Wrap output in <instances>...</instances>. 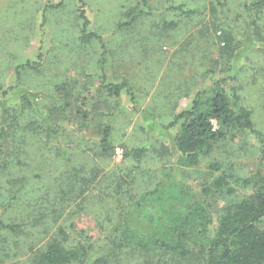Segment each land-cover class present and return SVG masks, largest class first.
I'll use <instances>...</instances> for the list:
<instances>
[{
    "label": "rangeland",
    "instance_id": "374dc122",
    "mask_svg": "<svg viewBox=\"0 0 264 264\" xmlns=\"http://www.w3.org/2000/svg\"><path fill=\"white\" fill-rule=\"evenodd\" d=\"M82 1L89 32L107 48L108 81L129 84L133 99L126 91L118 98L102 91L101 46L82 41L79 0H0V119L7 112L19 117L21 110L23 127L46 114L56 132L41 135L44 151L31 139L23 166L12 159L0 178L4 192L23 178L31 192L24 197L23 188V202L0 209L5 224L22 226L15 234L0 229V247L9 251L3 264H33L36 252L60 238L61 230L71 236L68 247L86 245L94 258L110 264H203L198 252L181 261L135 245L119 248L120 235L112 229L120 214L150 233L174 207L167 193L143 200L148 192L171 179L185 186H172L175 195L207 182L204 171H188L186 183L181 181L175 168L180 127L164 126L218 80L236 90L264 141V6L253 8L254 0H146L134 25L120 27L142 0ZM228 46L233 56L225 54ZM27 62L38 65L24 69L16 86L15 68ZM24 96L32 100L28 108ZM79 96L87 100L88 120ZM106 124L113 127L112 157L99 149ZM240 137L233 146L240 153L235 164L237 175L246 177L260 167L264 142L250 133ZM209 201L216 219L230 199ZM40 215L45 219L34 224Z\"/></svg>",
    "mask_w": 264,
    "mask_h": 264
},
{
    "label": "trees",
    "instance_id": "16d2710c",
    "mask_svg": "<svg viewBox=\"0 0 264 264\" xmlns=\"http://www.w3.org/2000/svg\"><path fill=\"white\" fill-rule=\"evenodd\" d=\"M79 2L82 41L86 44L98 41L101 46L98 67L101 72L102 91L112 98H118L123 91H126L133 99L134 94L129 84L108 81L105 73L106 45L101 36L89 32V20L84 10V3L82 0ZM145 4L146 0H142L141 4L128 14V19L120 27H132L135 16L143 14ZM62 6L63 4L60 3L51 5L50 8L57 9ZM262 6L264 0H254L253 8L259 9ZM176 10H181V7ZM43 17L44 25L46 17L45 15ZM232 50L228 46L225 54L229 57L233 56ZM41 58L42 56L39 57L40 60ZM37 65L34 62L18 65L15 68L16 86L23 79V70L28 67L34 69ZM223 81L218 80L214 87L197 93L191 108L174 115L164 126L166 130L180 127L175 137L178 152L175 167L177 174L183 178V174L188 171H195L198 174L204 171L207 182L195 188L190 187L189 192L180 191L181 194L176 195L170 191V188L180 185L185 187L182 183L175 179H171L169 183H160L153 191L148 192L143 200L167 193L166 200L172 203L174 209L171 212L167 209L166 216L160 217L150 233L133 228L119 214L118 222L112 229V234L120 235L118 238L120 241L115 243V246L124 248L135 245L141 249L166 253L181 261L198 252L203 256V264H264V157L259 168L248 176L241 177L237 175L235 164V159L239 158L240 153L233 149L236 140L245 133L256 135L261 142L264 141L256 129L250 109L242 104L236 90L230 91L223 87ZM2 89L3 86H0V90ZM77 100H80L79 104L83 110L82 117L88 120L90 113L86 110L87 100L80 96ZM22 102L28 103L27 108L32 105V100L28 96H24ZM41 114L40 112L39 115ZM21 116L20 110L19 117L7 112V116L0 119V123L2 122L0 126L4 125L0 127V178L10 167L12 159L15 160L13 164L23 166L22 158L27 155V147L31 139L34 141L33 145L39 141L40 144L36 147L44 151L45 144L41 135H56L48 124L50 120L46 114L41 116V121L38 119L29 121L23 127H20ZM112 132V125L106 124L99 141L102 156L113 155L115 147L112 144ZM141 152L143 154L144 150ZM181 181L186 183L185 178ZM25 184L26 180L23 178L17 188L11 185L7 192L2 191L0 187V209L12 208L23 202L21 199L23 195L20 196L23 188L24 194L26 193L24 197H29L31 192H28ZM238 189L248 193L239 195ZM215 196L220 200L230 199L216 219L209 201ZM54 212L53 210L52 213ZM44 219L45 215H40L32 221L37 224ZM0 229L15 234L22 229V226L5 224L0 220ZM70 237L61 230L60 238L54 239L44 250L36 252L33 264H110L106 258H94L86 245L79 243L76 248L68 247L66 242ZM8 252L0 247V264H3V257L7 256Z\"/></svg>",
    "mask_w": 264,
    "mask_h": 264
},
{
    "label": "built area",
    "instance_id": "2783aa9c",
    "mask_svg": "<svg viewBox=\"0 0 264 264\" xmlns=\"http://www.w3.org/2000/svg\"><path fill=\"white\" fill-rule=\"evenodd\" d=\"M118 153H119V151H118Z\"/></svg>",
    "mask_w": 264,
    "mask_h": 264
}]
</instances>
